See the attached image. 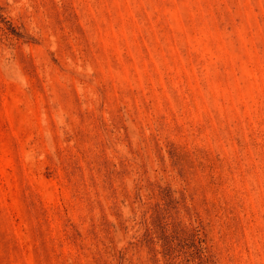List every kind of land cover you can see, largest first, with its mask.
<instances>
[{
  "label": "rangeland",
  "instance_id": "374dc122",
  "mask_svg": "<svg viewBox=\"0 0 264 264\" xmlns=\"http://www.w3.org/2000/svg\"><path fill=\"white\" fill-rule=\"evenodd\" d=\"M0 264H264V0H0Z\"/></svg>",
  "mask_w": 264,
  "mask_h": 264
}]
</instances>
